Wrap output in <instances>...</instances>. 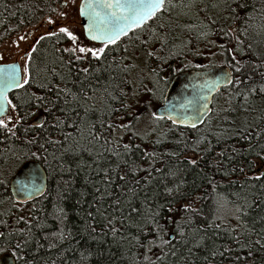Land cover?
I'll use <instances>...</instances> for the list:
<instances>
[{"label": "trees", "instance_id": "obj_1", "mask_svg": "<svg viewBox=\"0 0 264 264\" xmlns=\"http://www.w3.org/2000/svg\"><path fill=\"white\" fill-rule=\"evenodd\" d=\"M65 1L0 0V45L54 16ZM44 37L27 63L30 83L9 96L17 105L10 115L21 118L16 136L0 130V257L10 253L16 264H264V181L247 178L258 170L249 162L259 163L256 154H264V0H166L143 27L107 45L99 61L76 60L64 51L70 40L63 34ZM236 61L240 73L234 71ZM217 66L229 67L233 82L214 97L202 126L178 127L147 109L163 103L178 73ZM84 67L87 74L80 71ZM65 87L78 99L61 93L57 100V89ZM85 92L91 99L84 100ZM33 94L54 102L51 113L35 100L24 103ZM80 104L96 109L83 122L84 139L72 126L75 115L67 119L60 111L75 109L83 116ZM140 108L153 123L142 126L147 119ZM109 111L110 119L102 117L108 123L119 125L123 117L132 126L110 131L107 123L103 129L96 123L111 143H89L88 124ZM39 115L47 121L44 129L32 125ZM57 117L65 120L60 129L53 126ZM68 133L72 138L65 144ZM33 139L37 144L28 142ZM41 143L46 151L37 150ZM109 147L119 155L105 152ZM28 161L44 167L48 189L22 205L10 182ZM129 165L135 176L119 180ZM100 169H108L111 187ZM117 196L119 206L113 204ZM129 200L139 215L130 213ZM152 217L162 230L149 222Z\"/></svg>", "mask_w": 264, "mask_h": 264}, {"label": "snow or ice", "instance_id": "obj_2", "mask_svg": "<svg viewBox=\"0 0 264 264\" xmlns=\"http://www.w3.org/2000/svg\"><path fill=\"white\" fill-rule=\"evenodd\" d=\"M166 0H81V3L79 5V14L81 17H86L88 20L87 24L83 25L84 33L88 36V38L92 41H101L104 46L103 47H89L84 45L77 44L78 37L70 31L67 27H60L58 29V32L60 34H63V36L67 37L68 40L72 42L74 45L71 48H65L64 51L69 52L73 54L76 60H83L88 57H91L93 60L99 61L102 58V55L105 53V49L108 44H113L116 42L117 39L121 35H126L127 30L133 26H139L143 24L146 20L152 18L155 16L158 12L162 11L164 9ZM61 15H66L62 13ZM49 24L54 23L53 20L48 21ZM48 36H56L57 32H49L47 34ZM20 39H24V37H20ZM41 40L45 39L44 36L40 37ZM249 47H251L249 45ZM239 50V49H237ZM32 51H35L33 48ZM76 53H80L81 55H76ZM25 56L27 58V61H31V52L25 53ZM233 60H236V57H232ZM230 67H232L230 65ZM81 72L87 74L89 72L88 67H84L80 69ZM234 71L236 73H240L242 71V65L239 61H236V66L234 67ZM21 72L23 75H21ZM32 79V75L30 72L29 66L26 64L25 67L22 69L18 67L16 64H9L0 67V130H2L4 133H6L10 137L16 136V131L14 130L17 125L20 123V117L16 116L13 117L9 114V110L12 112H15L17 110V105L13 103V101L9 98V91L14 88H23L24 85H27L30 83V80ZM223 80L226 83H232L233 77L231 72L224 73ZM219 79L214 80L211 82L212 87H215L219 83ZM237 83L240 81L237 80ZM41 87H47V85H41ZM81 92H84V89H80ZM261 92H264V86H261L260 88ZM61 93H70V90L65 88H58L56 91V97L57 100L61 98ZM72 95L73 100H77V94L70 93ZM111 95V93H109ZM91 99V97L88 96L87 92L84 93V100L87 101ZM115 99V97H113ZM32 100L37 101L36 107H43L45 112L51 113V107L50 105H53V101H51L49 98L44 96H35L33 94L28 101H24V103H31ZM65 104H68L69 101L67 99L64 100ZM80 108L84 109V115L82 116L79 112H76L75 109L66 110L64 108H61L60 111L62 113H65L67 119H72V116L75 115L76 121L73 122V127L75 128L76 135L79 136L81 139H84V133H83V122L85 118L89 117L91 113H94L96 109L94 107L92 108H86L84 104L79 105ZM122 107H127L126 105H122ZM118 111V110H114ZM129 115H133V119L135 120L136 117L134 114L126 113ZM155 116V114H153ZM104 116H107L109 119L112 116V112L109 111L107 113H101L100 117L96 121H91L88 124V138L89 143L96 142L100 143L102 140L104 144H110L111 141L103 135L102 131H99L96 129L95 125L96 123H99L100 128L103 129L105 124L107 123L108 130H112L113 128L120 127V128H130L131 122L124 123L123 117H121V123L119 125H115L114 123H108L104 118ZM159 118V117H157ZM171 119V117H169ZM173 123H176L175 120H173ZM65 124V120H61L59 117L56 118L55 124L53 125L57 129H60L62 125ZM11 125V126H10ZM47 125V121H41L36 126L40 129H44ZM195 125H193L194 127ZM25 132L28 131V129H24ZM63 134V133H62ZM72 138V133H68L64 135V143L67 144V141ZM29 143L37 144L36 140H29ZM47 144H54L59 145L61 144L60 140H51L48 139L45 141ZM138 147V146H137ZM123 149L125 152H131L132 148L130 144H123ZM37 150H45L44 143L38 144ZM65 152H72L75 153L74 149H71L70 147H65ZM83 151L89 152L91 155V150L88 148L82 149ZM105 152L111 153L112 155H119L118 152H114L112 148H106L104 150ZM235 151V149H234ZM35 155V153H33ZM104 155L103 152L97 153V157H102ZM259 160V163L256 161L249 162L248 167L250 169L256 168L258 169L254 175L247 177L248 179L255 180V181H264V154L257 153L256 154ZM127 163V161H125ZM191 164L195 165L196 160H191ZM117 167H119L117 165ZM100 171L104 172L103 180L107 182V186L111 187L113 184L112 178L109 176L108 169H100ZM115 171V169H113ZM241 172L244 171L243 168L240 169ZM136 169L133 168L131 165L128 166L127 170L125 171L124 175L117 174V178L121 181H127L128 180V173H132L133 177L135 176ZM227 175V173H225ZM134 184L138 185L139 181L136 179H133L132 181ZM264 186V185H262ZM34 187V186H33ZM121 187L122 192L125 190L123 186ZM28 185L24 183H20V186L18 188V191L23 192L27 191ZM37 191H39L37 189ZM99 191V189H97ZM127 192H131L135 194L134 189L129 187L126 189ZM169 193H171L172 189H167ZM108 195H112V193H107ZM31 195V193H29ZM103 199V197H101ZM127 203L130 213H136L139 215L138 210L132 206L131 201H125ZM113 204L116 206H119L121 204L120 197L117 196L116 199L113 201ZM190 207L189 205H186L185 208L187 209ZM119 211H123L122 207L117 208ZM171 211V209H169ZM237 211H240L238 208ZM91 215V214H89ZM158 215V213L156 214ZM150 223L156 224V227L162 230V226H160L156 221L155 217L150 218ZM111 223V221H109ZM113 234H115L116 229L111 228L110 229ZM2 235V233H0ZM181 235H183V231L181 230ZM133 239H136L135 237ZM236 242L240 244L241 247H245L246 245H243L238 238H235ZM163 243H168V241H163ZM256 244H260V240L257 239L255 241ZM261 247H264V245H261ZM225 251H229V249H226ZM215 255V253H213ZM220 255H224V253H220ZM249 255H251V252H249ZM145 260H148L149 257L145 256ZM237 260L240 258L237 257ZM235 264V262H234Z\"/></svg>", "mask_w": 264, "mask_h": 264}, {"label": "water", "instance_id": "obj_3", "mask_svg": "<svg viewBox=\"0 0 264 264\" xmlns=\"http://www.w3.org/2000/svg\"><path fill=\"white\" fill-rule=\"evenodd\" d=\"M152 18L146 20L139 26L129 28L127 34L121 35L116 42L127 36L134 29L143 27ZM80 19L83 28V25L87 24L88 20L86 17L81 16ZM84 35L85 38L92 43L103 44L101 41L90 40L85 33ZM9 64H16L22 69L18 61L0 64V67ZM226 72L232 73L227 66H217L207 70H186L178 73L171 81L163 103L156 109V116L166 119L173 125L182 128L194 129L202 126L212 113L214 97L219 94L222 89L231 85V83H226L223 80L224 73ZM21 75H23L22 72ZM217 79H219L220 82L215 87H212L211 82ZM17 89L18 88H14L10 90L8 95L10 96V94ZM10 111L11 110H9V114ZM169 117H171V119ZM43 119V115L37 116L32 121V125L36 126L39 122L43 121ZM173 120H175L176 123H173ZM193 125L195 126L193 127ZM21 182L28 185L27 191H18ZM37 189L39 191H37ZM47 189L48 176L46 170L37 161H28L24 163L12 177L10 182V190L14 200L22 205L32 203L42 198L46 194ZM29 193H31V195H29ZM0 264H16V259L12 254L6 253L0 257Z\"/></svg>", "mask_w": 264, "mask_h": 264}, {"label": "rangeland", "instance_id": "obj_4", "mask_svg": "<svg viewBox=\"0 0 264 264\" xmlns=\"http://www.w3.org/2000/svg\"><path fill=\"white\" fill-rule=\"evenodd\" d=\"M81 0H66L63 7L58 9V12L39 24L25 29L22 32L18 33L14 37L4 41L0 45V64L12 63L14 61H18L21 64V67H25L28 63L25 53L31 52L36 41L40 39L41 36H46L49 32H58L60 27H67L70 31H72L77 37V44L89 46V47H103V44H95L88 41L85 38L84 31L81 25V19L79 14V5ZM62 13L66 15H61ZM53 20L54 23L49 24V20ZM20 37H24V39H20ZM74 45L70 41L66 48H71ZM76 55H81L80 53H76ZM144 106L147 107L148 99H143ZM143 105V104H142ZM141 105V106H142ZM147 109L152 111V115L155 114L157 106L150 105ZM146 109V110H147ZM146 110L140 108L139 113L142 118L147 120H142V126L149 125L153 123L154 119L152 116H146ZM141 118V119H142ZM152 127V126H151Z\"/></svg>", "mask_w": 264, "mask_h": 264}, {"label": "flooded vegetation", "instance_id": "obj_5", "mask_svg": "<svg viewBox=\"0 0 264 264\" xmlns=\"http://www.w3.org/2000/svg\"><path fill=\"white\" fill-rule=\"evenodd\" d=\"M141 28V27H140ZM137 29V28H136ZM135 30V29H134ZM109 45V44H108ZM211 69V68H210ZM202 70H207V69H202ZM201 71V70H200Z\"/></svg>", "mask_w": 264, "mask_h": 264}]
</instances>
